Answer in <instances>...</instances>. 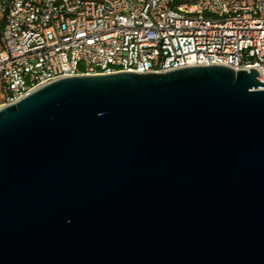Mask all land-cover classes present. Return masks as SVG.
Listing matches in <instances>:
<instances>
[{
    "label": "water",
    "instance_id": "95a60500",
    "mask_svg": "<svg viewBox=\"0 0 264 264\" xmlns=\"http://www.w3.org/2000/svg\"><path fill=\"white\" fill-rule=\"evenodd\" d=\"M258 77L80 74L2 107L0 264H264Z\"/></svg>",
    "mask_w": 264,
    "mask_h": 264
},
{
    "label": "built area",
    "instance_id": "2783aa9c",
    "mask_svg": "<svg viewBox=\"0 0 264 264\" xmlns=\"http://www.w3.org/2000/svg\"><path fill=\"white\" fill-rule=\"evenodd\" d=\"M256 68L264 0H0V109L58 78Z\"/></svg>",
    "mask_w": 264,
    "mask_h": 264
}]
</instances>
